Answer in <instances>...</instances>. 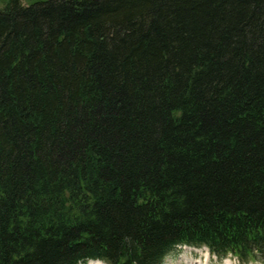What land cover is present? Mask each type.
Segmentation results:
<instances>
[{"label":"trees","instance_id":"16d2710c","mask_svg":"<svg viewBox=\"0 0 264 264\" xmlns=\"http://www.w3.org/2000/svg\"><path fill=\"white\" fill-rule=\"evenodd\" d=\"M264 258V0L0 8V264Z\"/></svg>","mask_w":264,"mask_h":264},{"label":"rangeland","instance_id":"374dc122","mask_svg":"<svg viewBox=\"0 0 264 264\" xmlns=\"http://www.w3.org/2000/svg\"><path fill=\"white\" fill-rule=\"evenodd\" d=\"M7 1L8 0H0V8L3 7ZM33 1L35 0H19V2L24 5H27ZM184 248H178L168 254L163 264H199V261L200 264H229V259L234 264H264V258L257 261L243 263L239 262L237 259L231 257L230 255H228L227 257L216 256L205 247H198V249L196 248V250L188 249L187 247ZM95 263L107 264L104 261ZM87 264H92V262H89Z\"/></svg>","mask_w":264,"mask_h":264},{"label":"bare ground","instance_id":"6f19581e","mask_svg":"<svg viewBox=\"0 0 264 264\" xmlns=\"http://www.w3.org/2000/svg\"><path fill=\"white\" fill-rule=\"evenodd\" d=\"M187 247V246H186ZM188 249H190L191 247H187ZM92 262V264H100V263H95V262H97V261H91ZM228 262H230L229 264H234V263H232L231 261H230V259L228 260ZM228 264V263H227Z\"/></svg>","mask_w":264,"mask_h":264}]
</instances>
